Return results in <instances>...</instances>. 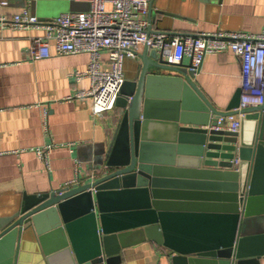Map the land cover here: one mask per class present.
<instances>
[{
	"label": "water",
	"instance_id": "water-1",
	"mask_svg": "<svg viewBox=\"0 0 264 264\" xmlns=\"http://www.w3.org/2000/svg\"><path fill=\"white\" fill-rule=\"evenodd\" d=\"M75 4L71 12L89 10ZM199 71L145 46L121 88L111 138L90 151L93 175L25 194L0 216V264H19L28 244L48 264H120L124 250L146 242L164 247L170 264H259L264 104L243 111L239 132L218 129L242 92L217 109L195 81Z\"/></svg>",
	"mask_w": 264,
	"mask_h": 264
},
{
	"label": "crops",
	"instance_id": "crops-1",
	"mask_svg": "<svg viewBox=\"0 0 264 264\" xmlns=\"http://www.w3.org/2000/svg\"><path fill=\"white\" fill-rule=\"evenodd\" d=\"M6 1L8 5H0V16L10 19L29 10L46 22L78 6L71 0ZM151 10L155 14L153 22L147 15L151 35L258 34L264 29V0H153ZM45 34L42 28L0 25V216L14 210L25 194L61 189L93 175L90 151L109 141L118 112L115 108L94 114L93 99L85 95L91 81L76 76L88 69L89 54L31 57L33 40ZM144 50L142 46L136 59L125 61V77L135 76ZM103 57L106 60L107 55ZM183 63L190 64L191 58L185 57ZM195 81L217 109L225 110L242 87L241 63L230 51L208 54ZM254 123L249 121L250 130ZM167 253L152 242L141 243L124 250L120 264H170ZM19 264L48 263L37 247L28 244L21 249ZM259 264H264V257Z\"/></svg>",
	"mask_w": 264,
	"mask_h": 264
},
{
	"label": "built area",
	"instance_id": "built-area-1",
	"mask_svg": "<svg viewBox=\"0 0 264 264\" xmlns=\"http://www.w3.org/2000/svg\"><path fill=\"white\" fill-rule=\"evenodd\" d=\"M71 1L88 4L89 10L62 14L48 22L23 10L10 19L0 16V25L10 23L19 29L45 30V36L33 40L30 55L34 60L54 54H89L88 69L76 76L91 81L85 95L92 97L95 115L115 110L126 80L125 61L136 59L142 46L161 51L163 59L171 65H179L189 56L193 68L201 66L208 54L230 51L239 59L242 69L240 106L221 118L218 129L239 132L241 118L246 115L243 111L264 104V29L258 34L222 31L186 37H170L166 33L149 35L147 15L151 0ZM0 5H8V2L0 0ZM105 63L109 64L107 70L103 69ZM239 163V158H235L237 170Z\"/></svg>",
	"mask_w": 264,
	"mask_h": 264
}]
</instances>
